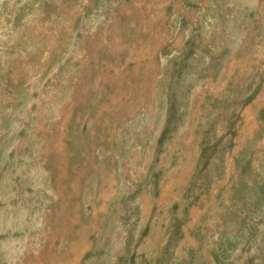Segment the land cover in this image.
<instances>
[{
    "label": "rangeland",
    "instance_id": "1",
    "mask_svg": "<svg viewBox=\"0 0 264 264\" xmlns=\"http://www.w3.org/2000/svg\"><path fill=\"white\" fill-rule=\"evenodd\" d=\"M0 264H264V0H0Z\"/></svg>",
    "mask_w": 264,
    "mask_h": 264
},
{
    "label": "trees",
    "instance_id": "2",
    "mask_svg": "<svg viewBox=\"0 0 264 264\" xmlns=\"http://www.w3.org/2000/svg\"><path fill=\"white\" fill-rule=\"evenodd\" d=\"M171 122H172V114H171V118H169L168 125H170Z\"/></svg>",
    "mask_w": 264,
    "mask_h": 264
}]
</instances>
